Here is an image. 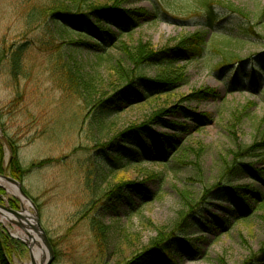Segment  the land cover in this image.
<instances>
[{
    "label": "rangeland",
    "instance_id": "rangeland-1",
    "mask_svg": "<svg viewBox=\"0 0 264 264\" xmlns=\"http://www.w3.org/2000/svg\"><path fill=\"white\" fill-rule=\"evenodd\" d=\"M31 3L0 0V54L27 43L17 76L10 71L11 54L0 60V137L5 169L11 161L10 145L14 161L23 169L49 162L17 183L37 209L50 243L51 264L53 260L54 264L95 261V244L88 227L92 216L109 227L106 259L110 264L144 254L158 232H170L181 216L189 213L188 204L201 205L202 222L213 214L226 217L220 209L227 207L220 201L222 192L206 199L202 193L204 187L215 183L211 178L215 156L225 160L234 142L251 145L264 132V0H134L126 4L147 11L149 16L132 37H123L124 43L141 38L156 50L172 49L180 38L202 33L203 52L197 59L179 63L178 71L185 81L171 93L129 108L122 106L102 126L93 125L94 130L89 127L91 110H85L79 100L68 99L56 82L53 63L60 55L65 61L75 60L77 67L86 62L103 76L109 61L103 58L95 62L94 54L85 45L91 42L78 44L79 38L63 33L58 23L47 21L29 31L23 16ZM208 5L212 6L215 19L211 25L205 7ZM108 54L116 57L114 49ZM157 73V68H149L146 77L154 80ZM204 88L213 90L215 97L202 101L191 98ZM179 107L208 114L212 123L196 131ZM247 108L248 116L242 120ZM154 110L161 112L162 120L148 126L151 133L172 134L174 128L170 124H183L186 120L191 135L185 147L191 156H187L188 152L180 154L179 165L173 171L156 163L113 171L109 153L115 144L125 140L119 133L130 125H143ZM102 147L106 163L98 158ZM200 153L204 182L197 178ZM6 175L11 177L8 172ZM90 180L89 188L86 183ZM130 183L142 184L148 193L140 196L126 189L124 185ZM245 183L253 181L245 178L235 184ZM118 185L120 191L104 199ZM0 190L3 215L6 209L20 212L19 200L3 188ZM254 211L252 222L239 223L224 232L211 223L213 232L205 230L192 235L189 231L187 236L177 233L189 245H201L202 257L192 260L177 254L171 257L173 263L264 264L253 258L264 249V208ZM27 212L34 217L32 207ZM11 220L6 225L0 222V231L17 242L4 252L6 264H23L29 259L28 247L13 237L12 232L20 229ZM203 238L205 241L200 242ZM153 264L160 263L153 259Z\"/></svg>",
    "mask_w": 264,
    "mask_h": 264
},
{
    "label": "trees",
    "instance_id": "trees-1",
    "mask_svg": "<svg viewBox=\"0 0 264 264\" xmlns=\"http://www.w3.org/2000/svg\"><path fill=\"white\" fill-rule=\"evenodd\" d=\"M35 1L23 0V4L33 2L23 16L29 31L33 30L34 26L45 24L47 21L58 23L63 33L79 38L78 44L91 42L90 45H85L89 47V53L94 54L95 62L103 58L109 61L108 70L103 76L89 68L86 62L77 67V64L75 63V66L73 63V61L76 62L75 60L65 61V58L60 55L53 63L52 71L57 77L56 82L59 81L58 84L68 99L79 100L85 110H91L89 117L91 130H94L95 124L100 126L105 124V121L119 113L122 106L129 108L171 93L178 84L185 81L178 71L179 63L197 59L203 52L205 37L202 33H193L180 38L172 49L156 50L150 42L143 41L141 38L124 43V36L132 37L134 30L148 21L147 11L126 6L134 0H37L36 3ZM205 7L208 24L211 25L215 20L212 6ZM26 47L27 43L23 42L16 49H8L0 54L1 61H4L7 54H11L12 76H17L21 71L20 57ZM113 49L116 51L115 58L108 54ZM224 58L226 60V57ZM149 68L158 69L154 80L146 77V71ZM214 97V91L206 88L191 96L195 101ZM179 109L183 117L191 121L190 125L196 131L212 123V117L208 114H199L184 107ZM248 109L244 110L242 120L248 116ZM154 111L149 117L151 119L145 120L143 125L133 124L123 133H119L125 140L113 146L112 154L109 153L111 166L107 163L113 171L143 163L161 164L165 169L173 171L179 165L180 154L188 152L187 156H191L189 148L185 147V142L191 135L189 126L185 124L186 120L183 124H170L174 128L172 134L151 133L148 131V126L152 122L162 120L159 117L161 112ZM262 134L264 132L259 133V140H255L251 145L234 142L227 159L223 160L221 156L214 158L212 167L214 176L211 178L215 183L210 188L204 187L202 196L206 199L208 195L216 196L222 192L220 201L227 203V207L220 206V209L226 217L213 214L211 219H205L202 222L204 210L201 205L188 204L186 207L189 213L181 216L170 232H158L144 254L115 264H153V259L158 260L160 264H174L171 257L177 254L183 258L197 260L202 257V246L189 245L180 240L177 233L187 236L189 231L192 235L202 234L205 230L213 232L211 223L224 232L239 223L252 222L255 215L254 209L264 208V135ZM3 149L4 143L0 137V174L8 172L20 183L28 173L49 163L48 160L41 161L38 164H32L28 169H23L17 161H14V150L10 145L11 161H9L8 169H5ZM99 152L98 158L106 163L107 158L102 155L105 147H102ZM201 157L200 153L197 161ZM247 160L249 162H246ZM198 164L197 178H202L204 182L205 171L202 168L204 164L202 161ZM89 176L90 173L87 174V177ZM245 178L251 179L253 183L235 184ZM86 185L90 188L92 180ZM119 186L121 185H118L116 190L113 189L105 194L104 199L111 196L110 193L114 194V191L119 192ZM124 187L140 196L148 193L142 184L130 183L125 184ZM262 219L264 222V217ZM88 227L96 250V259L91 264H110L106 259L109 252V227L95 216L90 218ZM201 241H205L204 238ZM13 244L17 242L0 231V263H7L4 252ZM253 258L255 262L264 263V249L259 256H253ZM54 262L55 260L52 264Z\"/></svg>",
    "mask_w": 264,
    "mask_h": 264
},
{
    "label": "bare ground",
    "instance_id": "bare-ground-1",
    "mask_svg": "<svg viewBox=\"0 0 264 264\" xmlns=\"http://www.w3.org/2000/svg\"><path fill=\"white\" fill-rule=\"evenodd\" d=\"M0 188L6 190V192L9 195L16 196L21 204L20 212H15L10 209H6V211H4L6 214L3 215V213L0 211V222L6 225V221L10 217H13L16 220L21 221L22 224L24 223L23 225L25 226L26 229L32 230V228L35 225L34 217L27 212V209L30 208L31 206L27 199L19 195L17 191L18 186L16 184L12 185L5 180H0ZM12 234L15 239H19L20 241L23 240L22 242H26L27 244L26 246L29 247L28 248L29 259L26 260L23 264H43L44 260L49 258L48 250L44 249L40 244V242L36 240V238L30 240L26 236V234L20 230L19 231L15 230L14 232H12Z\"/></svg>",
    "mask_w": 264,
    "mask_h": 264
},
{
    "label": "water",
    "instance_id": "water-1",
    "mask_svg": "<svg viewBox=\"0 0 264 264\" xmlns=\"http://www.w3.org/2000/svg\"><path fill=\"white\" fill-rule=\"evenodd\" d=\"M0 180H5L7 182H9L10 184L14 185L16 184V182L11 179L10 177L4 175V174H0ZM17 185V184H16ZM18 186V193L21 197L27 199L30 203V206L33 208V210L35 211V215H34V222H35V225L34 227L32 228V230H28L25 228V226L20 223V222H16V221H12L10 218L8 220H11L12 224H14L16 227H18L21 231H23L26 236L31 240L33 239V235L31 234H34L35 236H37V238L39 239L40 241V244L42 245V247L46 250H48L49 252V255H50V258L49 259H45L43 264H51V261L53 259V255H52V252H51V249H50V243L48 241V238L43 230V228L41 227L40 225V222H39V215H38V212H37V209L36 207L33 205V203L29 200V198L23 193V191L21 190V187L20 185H17ZM17 198V197H16ZM18 199V198H17ZM19 200V199H18ZM28 230V231H27ZM31 231V232H30ZM35 239V238H34ZM23 241V240H22ZM25 245L26 242H23ZM29 248V247H28ZM33 260V259H32ZM34 261V260H33Z\"/></svg>",
    "mask_w": 264,
    "mask_h": 264
}]
</instances>
